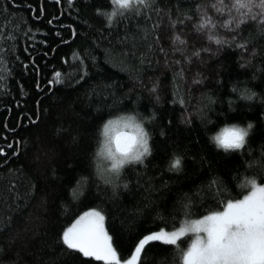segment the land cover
Segmentation results:
<instances>
[{
  "label": "trees",
  "instance_id": "trees-1",
  "mask_svg": "<svg viewBox=\"0 0 264 264\" xmlns=\"http://www.w3.org/2000/svg\"><path fill=\"white\" fill-rule=\"evenodd\" d=\"M220 2L153 0L121 17L111 0H0V264H112L64 250L63 227L87 209L102 211L125 259L146 231L221 210V200L249 190L245 177L264 183V33L252 19L238 32L225 26L228 12L213 6ZM197 5L214 27H197ZM158 80L166 85L159 102L150 91ZM249 89L254 98L240 95ZM121 116L143 125L151 151L123 165L113 189L97 150L105 122ZM249 121L241 148L217 144L225 126ZM172 252L151 242L138 264H172Z\"/></svg>",
  "mask_w": 264,
  "mask_h": 264
},
{
  "label": "snow or ice",
  "instance_id": "snow-or-ice-1",
  "mask_svg": "<svg viewBox=\"0 0 264 264\" xmlns=\"http://www.w3.org/2000/svg\"><path fill=\"white\" fill-rule=\"evenodd\" d=\"M59 2L60 0H57V3ZM152 2L153 0H111L113 5L119 6L121 17L130 11L139 13L142 8L151 9ZM71 3L72 0H69V4ZM213 6L218 11L228 12V19L223 21L225 26L238 32L244 22L252 19L257 21L260 25L259 31L264 33V0H232L231 5H224L221 0L220 3ZM197 8L202 13V18L197 27L201 30L205 26H209L210 29L214 27L216 22L207 16L202 6L197 5ZM156 11L163 10L156 9ZM117 14V9L112 8L107 14V23L111 24ZM183 15L187 17V11ZM177 17H179V10H177ZM169 20L172 25L182 22L178 18L173 19L171 16H169ZM75 34L73 32V35ZM210 38L216 39L215 37ZM172 39L175 42L177 39L182 40V37L174 33ZM237 39L238 37L233 36L228 39H218L217 43L232 44ZM247 43L248 40H243L238 46L244 47ZM160 50L166 51L164 48ZM199 51L197 49L195 54L198 55ZM256 51L257 49H252L253 54ZM92 59L95 60V57ZM249 60H251V56H249ZM24 63L27 64V61ZM165 64H167V60H165ZM81 70L86 71L83 67ZM53 75L59 80V70ZM39 86L37 84V87ZM164 87L166 85L159 80L153 83L150 91L156 93L155 101H161ZM21 94L23 95V92ZM240 95L252 99L257 93L249 89L247 92H241ZM152 115L155 116L156 113L153 112ZM261 116L264 117V112L261 113ZM145 119H150V117H145ZM252 128V121H249L246 126L238 124L225 126L221 132L215 135L214 139L218 145L225 149H239L246 144V137ZM103 134L104 140L97 150V154L106 155L111 160V163L107 165V170L102 171L106 172L109 177L107 182L111 183L115 189L116 184L113 178L119 176L122 166L128 162L140 161L143 163L145 155L151 151L149 134L143 125L134 121L131 116L122 119H109L103 125ZM16 144L17 151H19L18 140ZM5 152V147L0 146V153ZM249 163H260V161H250ZM180 166L181 157L174 156L170 167L179 170ZM244 182L247 183L249 190L240 198L228 199L226 202L221 200L222 210L208 211L199 217L183 219L178 227H173L170 230L161 226L158 229L146 231L139 236L130 255L125 259H121L117 248L113 246V237L105 231L103 212L96 208L82 212L71 224L63 227L57 239L66 246L64 249L66 251L79 250L85 257H96L105 262H112V264H138L142 251L155 241L172 246V264H264V183H259L255 176L245 177ZM123 183L125 187L128 184L127 181ZM219 191L220 189L217 188V192ZM191 206L190 198L183 202L182 209L185 216L191 215ZM187 236L192 238L187 247H182L180 240Z\"/></svg>",
  "mask_w": 264,
  "mask_h": 264
},
{
  "label": "rangeland",
  "instance_id": "rangeland-1",
  "mask_svg": "<svg viewBox=\"0 0 264 264\" xmlns=\"http://www.w3.org/2000/svg\"><path fill=\"white\" fill-rule=\"evenodd\" d=\"M127 117H129V116H121V117H118V118H115V119H122V118H127ZM135 121V120H134ZM225 128V127H224ZM223 128V129H224ZM222 130V129H221ZM221 130L219 131V132H221ZM219 132H217V133H219ZM216 133V134H217ZM215 137V136H214ZM103 140H104V134H103V137H102V142H103ZM102 144V143H101ZM109 158L106 156V155H103V157H102V160H101V168L104 170V169H106L107 170V165L108 164H110V162H109ZM91 209V208H90ZM89 209H87V210H85V211H83V212H86V211H88ZM98 210V209H97ZM222 210V209H221ZM81 214V213H80ZM79 214V215H80ZM78 215V216H79ZM71 224V223H70ZM104 228H105V231H107V229H106V226H105V221H104ZM108 232V231H107ZM108 234H109V232H108ZM110 235V234H109ZM114 246V245H113ZM94 258H96V257H94Z\"/></svg>",
  "mask_w": 264,
  "mask_h": 264
},
{
  "label": "bare ground",
  "instance_id": "bare-ground-1",
  "mask_svg": "<svg viewBox=\"0 0 264 264\" xmlns=\"http://www.w3.org/2000/svg\"><path fill=\"white\" fill-rule=\"evenodd\" d=\"M137 163V162H136Z\"/></svg>",
  "mask_w": 264,
  "mask_h": 264
}]
</instances>
